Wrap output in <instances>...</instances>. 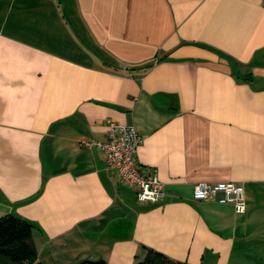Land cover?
I'll return each mask as SVG.
<instances>
[{"label": "crops", "instance_id": "obj_1", "mask_svg": "<svg viewBox=\"0 0 264 264\" xmlns=\"http://www.w3.org/2000/svg\"><path fill=\"white\" fill-rule=\"evenodd\" d=\"M107 120L142 135L160 200L106 169ZM200 181L242 185L245 210ZM6 214L44 264H264V0H0Z\"/></svg>", "mask_w": 264, "mask_h": 264}, {"label": "built area", "instance_id": "obj_2", "mask_svg": "<svg viewBox=\"0 0 264 264\" xmlns=\"http://www.w3.org/2000/svg\"><path fill=\"white\" fill-rule=\"evenodd\" d=\"M141 142L142 135L134 125L107 120L105 138L96 141V145L105 155L106 169L117 179L136 188L138 202H156L164 196L163 184L156 173L142 172L137 165L136 150ZM192 197L231 203L238 213L246 208L243 187L235 182H196Z\"/></svg>", "mask_w": 264, "mask_h": 264}, {"label": "trees", "instance_id": "obj_3", "mask_svg": "<svg viewBox=\"0 0 264 264\" xmlns=\"http://www.w3.org/2000/svg\"><path fill=\"white\" fill-rule=\"evenodd\" d=\"M35 226L30 221L13 214L0 216V264H44L37 259L33 240ZM74 264H107L103 259L82 260ZM136 264H187L146 248Z\"/></svg>", "mask_w": 264, "mask_h": 264}]
</instances>
